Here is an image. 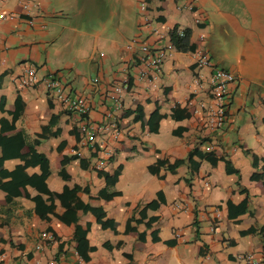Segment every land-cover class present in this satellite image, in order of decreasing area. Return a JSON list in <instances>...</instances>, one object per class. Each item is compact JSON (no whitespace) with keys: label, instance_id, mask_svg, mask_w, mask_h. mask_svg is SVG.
Here are the masks:
<instances>
[{"label":"crops","instance_id":"crops-1","mask_svg":"<svg viewBox=\"0 0 264 264\" xmlns=\"http://www.w3.org/2000/svg\"><path fill=\"white\" fill-rule=\"evenodd\" d=\"M20 1L0 0L15 17L0 23V264L264 262V0H33L31 25ZM152 27L181 28L191 50L168 53L149 84L126 45L154 44ZM27 68L84 97L92 123L112 112L119 137L96 138L112 151L101 170L42 84L18 86ZM214 69L234 82L221 129L208 132L198 105H211ZM203 147L214 164L193 156L192 168ZM42 232L52 241L38 252Z\"/></svg>","mask_w":264,"mask_h":264},{"label":"built area","instance_id":"built-area-1","mask_svg":"<svg viewBox=\"0 0 264 264\" xmlns=\"http://www.w3.org/2000/svg\"><path fill=\"white\" fill-rule=\"evenodd\" d=\"M20 11L25 15V22L31 25L35 20V12L32 13L31 9L36 11V5L33 0H21L19 3ZM140 12L145 11L144 3L139 5ZM15 17L11 14L0 12V23L3 21L13 20ZM143 22L147 24L144 18ZM196 23L198 21H195ZM144 24V25H145ZM151 36L154 38L152 45H136L135 40L127 43V48L132 49L136 46L140 56L137 58V79L146 80L149 84L157 81L160 69L165 57L174 50L171 38H183L184 30L179 27H172L170 29L159 30L155 27L150 28ZM197 66L211 67L209 61L204 57L197 60ZM41 83L48 98L57 104L63 111L70 115L71 121L74 124L75 130L79 137L84 139L85 145L94 150L96 153V163L94 165L96 170H101L107 160L112 157V151L102 145V142L97 143L96 138L99 135H108L112 140L116 141L119 137L114 115L107 113L105 121L100 124L92 123L88 118L90 107L86 99L79 95H71L64 91L59 81L55 78L45 77L39 80L32 68H27L24 74L18 79V86L31 87L37 83ZM234 77L221 69H214L208 82V97L211 100V105L205 107L202 104L198 108L205 110L203 127L208 132H215L221 129L223 121L225 120L227 110L228 86L232 85ZM126 83V82H125ZM116 83L111 87V93L108 99L112 105V111H118L120 108L119 97L121 92L125 89L124 84ZM196 85L198 86L197 82ZM204 153L211 151L210 147H203ZM40 243L35 247V251H40L42 243H49L52 241V236L47 232L39 234ZM76 254V253H74ZM237 264H264L261 259L255 255L247 253L235 257ZM14 264H21L15 262ZM30 264V263H25Z\"/></svg>","mask_w":264,"mask_h":264},{"label":"trees","instance_id":"trees-1","mask_svg":"<svg viewBox=\"0 0 264 264\" xmlns=\"http://www.w3.org/2000/svg\"><path fill=\"white\" fill-rule=\"evenodd\" d=\"M187 37H188V33L186 31H184V37L183 38H171L170 39V42L172 43L174 49L176 51H180V52H185V51H190L191 50V47L188 45V41H187ZM17 114V111H14V115ZM193 156H196L198 159H201V160H204V161H207L209 164H214L215 162V158L213 157V154L210 152V153H201L200 151H198L197 149H193L187 156V159H186V162L192 167H193V163L191 161V158ZM3 155L2 157L0 158V162L3 160ZM45 163V162H43ZM183 163V161H175L173 162L171 165H167V170L168 172H173L175 168H177L179 165H181ZM195 166V165H194ZM44 166L42 165V168ZM30 184H32L31 182H29ZM63 193L65 194L66 191L64 190ZM55 197L57 198H60L61 195H54ZM244 207H245V202L242 201L241 203H239V205H237V207H235L234 209H232L230 211V215L231 213L233 215H236V214H240L244 211ZM86 209L91 212L92 214H94L96 217L97 215L99 214L100 211H96L95 209H92V208H89V207H86ZM98 223H102L101 221H97Z\"/></svg>","mask_w":264,"mask_h":264}]
</instances>
